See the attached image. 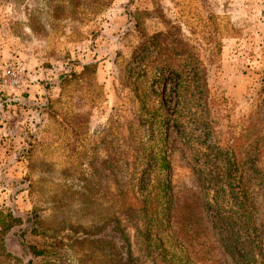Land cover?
Wrapping results in <instances>:
<instances>
[{
  "label": "rangeland",
  "instance_id": "rangeland-1",
  "mask_svg": "<svg viewBox=\"0 0 264 264\" xmlns=\"http://www.w3.org/2000/svg\"><path fill=\"white\" fill-rule=\"evenodd\" d=\"M85 4L0 0V212L73 242L36 264H237L205 210L191 133L241 157L251 261H264V0H112L91 19ZM9 66L25 73L12 96Z\"/></svg>",
  "mask_w": 264,
  "mask_h": 264
},
{
  "label": "trees",
  "instance_id": "trees-1",
  "mask_svg": "<svg viewBox=\"0 0 264 264\" xmlns=\"http://www.w3.org/2000/svg\"><path fill=\"white\" fill-rule=\"evenodd\" d=\"M43 1H46L53 9H58L61 3V0ZM84 1L86 2L84 7L79 5L81 13L85 16L84 19H91L106 9L112 0H75V3ZM162 52L163 49H159V53ZM163 58L159 59L158 65L162 69V72L157 75L160 80L168 79L167 71L172 68V62ZM183 74V71L176 70L170 73L169 78L174 76L181 79ZM188 94L189 91L183 90L179 95L180 103L184 106L189 101ZM183 109L187 111L186 107ZM160 112L161 118L171 124L176 110L171 106L167 108L163 106ZM180 118H182L181 115H179ZM191 134L189 137L187 135L184 137L185 145L193 152L192 164L202 187L205 210L221 235L219 244L232 251L237 264H264L262 260L258 263L251 261L255 245L253 233L256 229L253 225V204L246 185L247 179L241 165V157H238L234 149L232 150V146L224 148L220 145L219 135H211V139L212 137L214 139L208 144V142L197 140ZM260 150L264 153V147ZM152 208H155V205ZM150 210H152L151 207L147 208V212ZM156 212H159L158 209ZM6 213L4 215L0 212V252L9 257L14 264H36L37 258L49 257L54 249L57 252L70 247L73 243L70 241V235L64 238L53 239L51 236L49 238L40 230L37 215H21L14 210H8ZM158 216L162 221L164 215ZM150 223L151 219H149ZM29 235L36 238L42 236L44 242H28L26 238Z\"/></svg>",
  "mask_w": 264,
  "mask_h": 264
},
{
  "label": "built area",
  "instance_id": "built-area-1",
  "mask_svg": "<svg viewBox=\"0 0 264 264\" xmlns=\"http://www.w3.org/2000/svg\"><path fill=\"white\" fill-rule=\"evenodd\" d=\"M24 70L19 66H9L5 71L2 88L6 95L20 91L24 86Z\"/></svg>",
  "mask_w": 264,
  "mask_h": 264
}]
</instances>
